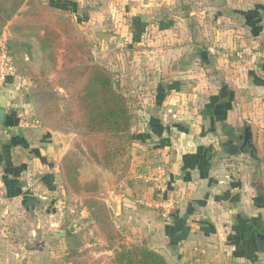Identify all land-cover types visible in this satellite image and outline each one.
<instances>
[{"label": "crops", "instance_id": "1", "mask_svg": "<svg viewBox=\"0 0 264 264\" xmlns=\"http://www.w3.org/2000/svg\"><path fill=\"white\" fill-rule=\"evenodd\" d=\"M131 5L154 28L153 35L140 28L128 41L149 36L155 49L148 52L152 59L140 51L137 59L146 66L125 86L141 106L132 111L129 170L104 186L114 225L170 264H264V62L258 53L264 0ZM1 95L10 107L0 124V239L14 225L25 230L23 219L38 213L41 224L32 231L46 232L50 209L38 195L55 193L68 138L45 126L22 130L16 110L34 116L33 106L12 86ZM246 128L250 144L243 143ZM158 163L166 165L168 189L178 199L170 220L150 206L156 193L147 177Z\"/></svg>", "mask_w": 264, "mask_h": 264}, {"label": "trees", "instance_id": "2", "mask_svg": "<svg viewBox=\"0 0 264 264\" xmlns=\"http://www.w3.org/2000/svg\"><path fill=\"white\" fill-rule=\"evenodd\" d=\"M66 6L63 0H0V38L7 30L6 48L16 72L30 81L24 99L44 126L77 135L58 163L61 183L67 195L81 198L104 251L111 252L109 262L170 264L145 240L128 239L114 225L100 172L86 171L98 168L115 180L128 172L131 100L115 86L113 73L92 60L85 36ZM140 27L134 20L133 36ZM73 264L87 261L74 258Z\"/></svg>", "mask_w": 264, "mask_h": 264}, {"label": "rangeland", "instance_id": "3", "mask_svg": "<svg viewBox=\"0 0 264 264\" xmlns=\"http://www.w3.org/2000/svg\"><path fill=\"white\" fill-rule=\"evenodd\" d=\"M41 1L48 2L49 0ZM63 1L66 2L67 9L73 12L72 19L78 31L85 36L92 60L113 73L115 86L123 89L131 100V112L138 108V106H141V104L132 102L134 93L125 89L126 84H133L137 78V76L132 78L136 70H139L141 66H146L142 64V60L137 59L140 51H145L143 54L148 59H152L148 52H150L151 48L155 49L150 47L151 41H149V36H145V39L143 38V40L138 41H128L127 39V36L133 33L131 25L134 20L138 22L141 19V16L138 15L139 10L135 9L134 5H131L132 2L139 0ZM24 9L25 6L21 10ZM98 10L100 13L96 12ZM146 10L149 13L150 7H146ZM111 13L114 16L117 15V19L114 18V21L103 22L106 18L105 15ZM94 15H97L99 19H94ZM18 19L19 16L15 17L14 21ZM144 19H141L142 23H144L141 24L140 28H143V32H147L148 35H153L152 30L154 27L151 25L152 20L149 17ZM99 33L114 36L106 40L99 37ZM6 36H8L7 30L5 31V40ZM160 61L162 62L161 59ZM155 65L158 66V62H155ZM25 96H27V93ZM42 126L44 125L41 123ZM54 131L67 136L68 139L66 140L69 147L65 152L66 154L72 149L77 135L74 131ZM86 171L88 173L100 172L104 194L105 184H107L110 178L114 179V177L110 173L98 168L86 167ZM43 202L50 209L47 211L48 213L44 212L46 220L44 222L48 225L46 232L42 230L40 233L32 231L37 228L36 225L41 224L38 220L42 218L40 213L31 218V220L29 219L30 216L25 217L23 219L26 226L25 230L14 225V227L10 228L11 231L0 239V255H2L0 264H73L74 258L86 260L87 264H111L109 262L111 252L104 251V242L95 233V226L89 219L87 211L83 208L81 198L65 193L59 175V167L56 173V191L51 195L48 194L47 199H43ZM32 219L35 225L32 224ZM71 227L72 231H70ZM68 230L70 234L67 232ZM6 231L8 230L6 229ZM74 250H76V253H74ZM26 252H28V255Z\"/></svg>", "mask_w": 264, "mask_h": 264}, {"label": "built area", "instance_id": "4", "mask_svg": "<svg viewBox=\"0 0 264 264\" xmlns=\"http://www.w3.org/2000/svg\"><path fill=\"white\" fill-rule=\"evenodd\" d=\"M213 51V50H212ZM259 56L264 62V49L258 51ZM9 86H12L14 92H18L21 98L28 92L30 81L28 78L16 72L13 64V59L9 54L5 38H0V93ZM18 117V126L24 131H29L41 126V122L34 116H28V113L23 107H18L16 110ZM168 169L164 163L155 164L150 171L147 179L152 183L156 197L150 203L163 220H170L171 215L178 206V199L167 186ZM39 192V191H38ZM39 194V193H38ZM44 194H39L41 199H47ZM61 215V214H60Z\"/></svg>", "mask_w": 264, "mask_h": 264}, {"label": "water", "instance_id": "5", "mask_svg": "<svg viewBox=\"0 0 264 264\" xmlns=\"http://www.w3.org/2000/svg\"><path fill=\"white\" fill-rule=\"evenodd\" d=\"M99 37L105 38L106 40H109L112 36L110 34H106V33H100L98 35ZM10 107V102L9 100H6L5 97L3 95L0 96V124H3L4 122V115H5V111L7 109H9ZM251 137V134L249 132V129H245L242 139H243V143H249V138ZM192 210V203L188 204V209L187 211L190 212ZM70 231H72V227L70 228ZM259 237L264 239V234H259Z\"/></svg>", "mask_w": 264, "mask_h": 264}]
</instances>
